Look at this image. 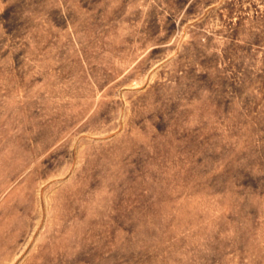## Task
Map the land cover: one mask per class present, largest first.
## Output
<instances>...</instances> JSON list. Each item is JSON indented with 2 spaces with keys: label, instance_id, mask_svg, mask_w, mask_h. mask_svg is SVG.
Segmentation results:
<instances>
[{
  "label": "rangeland",
  "instance_id": "374dc122",
  "mask_svg": "<svg viewBox=\"0 0 264 264\" xmlns=\"http://www.w3.org/2000/svg\"><path fill=\"white\" fill-rule=\"evenodd\" d=\"M0 264H264V0H0Z\"/></svg>",
  "mask_w": 264,
  "mask_h": 264
}]
</instances>
